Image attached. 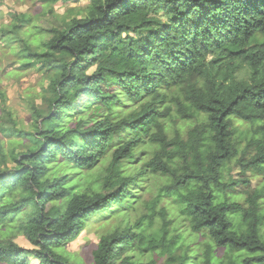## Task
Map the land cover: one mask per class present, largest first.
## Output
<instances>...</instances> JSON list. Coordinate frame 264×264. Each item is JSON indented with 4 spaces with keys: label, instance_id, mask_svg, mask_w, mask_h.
<instances>
[{
    "label": "trees",
    "instance_id": "16d2710c",
    "mask_svg": "<svg viewBox=\"0 0 264 264\" xmlns=\"http://www.w3.org/2000/svg\"><path fill=\"white\" fill-rule=\"evenodd\" d=\"M61 24L20 54L52 71L46 112L29 132L4 115L0 264H85L67 246L92 217L117 223L90 264H264V182L245 177L264 179V0H87ZM169 201L196 239L169 230Z\"/></svg>",
    "mask_w": 264,
    "mask_h": 264
},
{
    "label": "rangeland",
    "instance_id": "374dc122",
    "mask_svg": "<svg viewBox=\"0 0 264 264\" xmlns=\"http://www.w3.org/2000/svg\"><path fill=\"white\" fill-rule=\"evenodd\" d=\"M87 4V0H0V91L6 94L4 104L0 102V143L7 148V140L9 139V131L6 128L11 123L4 119L5 113H11V119L16 122V127L29 132L33 128L31 118V106H35L38 110H47L44 101L45 91L50 79L52 71L41 62H34L25 56L28 50L37 53H44L46 48L43 41L53 35V28L62 27L61 19L64 17L78 16L79 12ZM17 26L18 28H14ZM29 52V51H28ZM27 52V53H28ZM22 54V55H20ZM25 63V67H22ZM52 65V64H51ZM4 110V113L1 111ZM190 122L178 121L176 126L186 130L190 126ZM236 126L240 129L244 125L236 122ZM242 127V128H241ZM181 130V129H180ZM183 130V131H184ZM20 139V137H12ZM244 144L241 140L239 145ZM19 150V149H18ZM107 164L105 159L99 163L97 167L86 175L89 180L93 176L103 173V169ZM13 163H9L5 168H12ZM264 175V174H263ZM223 176L225 180L242 179L244 175L240 173V168L236 164L231 163L224 170ZM250 186L256 184L260 186L264 179L252 176L247 173L245 175ZM84 182V180L82 181ZM158 180L151 178L148 181L150 190H154L158 185ZM244 183L235 185L233 188L236 192L247 190L243 187ZM228 190L227 199L243 200V195L232 193ZM153 192H147L144 200L151 199ZM174 202L169 201L163 208L167 209L166 219L170 221L167 226L174 234H181L185 238V242L196 239V236H189V230L184 218L174 208ZM161 205H158V209ZM95 217V216H94ZM16 222L17 220L11 219ZM97 219L93 217L86 222V228L79 237L68 244L67 249L70 253L77 255L81 263L90 264V249L92 245L98 241V235L109 230L117 222L115 218ZM157 223V218L155 219ZM15 241L20 246H29L23 236L19 235ZM200 246H193L192 249L203 250V240L197 238ZM36 260H32L31 264H36Z\"/></svg>",
    "mask_w": 264,
    "mask_h": 264
}]
</instances>
